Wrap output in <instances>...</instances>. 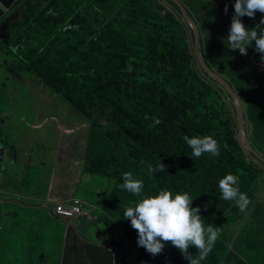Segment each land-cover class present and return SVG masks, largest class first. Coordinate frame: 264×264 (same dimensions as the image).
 I'll list each match as a JSON object with an SVG mask.
<instances>
[{
    "label": "trees",
    "instance_id": "obj_1",
    "mask_svg": "<svg viewBox=\"0 0 264 264\" xmlns=\"http://www.w3.org/2000/svg\"><path fill=\"white\" fill-rule=\"evenodd\" d=\"M74 1L37 0L21 8L20 18L14 23L15 35L0 38V105L10 98L11 85H28L31 89L45 86L90 125L85 173L114 179L116 188L123 183L122 174L131 171L143 181L144 196L160 190L189 193L192 207H200L205 227L219 225L222 230L228 222L243 225L242 241L250 243L253 262L264 264V209L256 199L264 184V163L250 153L251 160L246 161L232 98L200 68L193 43L192 49L188 44V33L192 32L193 38L194 33L183 21L179 7L171 0H128L125 9L106 4L102 12L99 5L84 0L74 5ZM91 1L103 4L105 0ZM190 7L188 15L193 17L194 13L200 20L197 8ZM221 29L225 32L223 25ZM225 39L212 41L201 32L200 51L207 65L208 53L214 58L226 53V43L230 48ZM232 53L216 71L226 80L222 67L234 69L235 78L242 83L236 92L247 99L242 103L245 120L250 121L246 126L248 138L264 156V91L253 89H261L258 85L264 83V62L259 54L246 66L238 50ZM252 66L256 70L254 80L248 76ZM6 114L2 106L0 121ZM145 115L158 117L161 123L151 127L153 121L145 120ZM184 135L213 136L220 144V155L193 157ZM2 144L0 132V157ZM104 153L112 156L100 158ZM160 160L165 169L150 176L148 165L155 167ZM227 174L239 177L240 191L252 201L243 212L234 201L222 199L219 181ZM119 191L115 189L113 195ZM46 192L43 189L39 194L44 196ZM125 194L126 207L136 202L135 195L126 190ZM48 208L51 210V205ZM105 212L95 221L82 219L87 224L94 222L91 225L101 230L113 231L119 217L112 216L109 209ZM123 223L129 225L131 235L138 237L129 220ZM66 231L62 264L147 263L142 259H129L127 263L93 242L90 235L83 239L74 224ZM53 242L60 245L57 239ZM227 247L220 232L201 264H251L248 255ZM163 250V264H189L171 242ZM196 251L194 246L189 248L192 255Z\"/></svg>",
    "mask_w": 264,
    "mask_h": 264
},
{
    "label": "rangeland",
    "instance_id": "obj_2",
    "mask_svg": "<svg viewBox=\"0 0 264 264\" xmlns=\"http://www.w3.org/2000/svg\"><path fill=\"white\" fill-rule=\"evenodd\" d=\"M34 1L37 0H20L18 4L14 5L13 10L25 8V4ZM84 1L92 5H99L98 8L102 12L105 11L106 4L117 10L125 9L128 5L126 3L128 0H105L103 4H99L96 1L93 3L91 0ZM179 1L188 10H192L190 6L194 9L197 8V15L200 16V20L197 19L194 13H192V19L197 20L202 35L208 36L210 40L216 42L223 41L225 36L227 39L231 18L234 14L235 0ZM74 5H77V0L74 1ZM166 5L169 9L173 8L170 4ZM207 5H210V7ZM225 5L228 7L227 14L224 12ZM219 9H221L222 14L220 20L218 19ZM262 17H264V14L257 12L254 19L249 17H242L241 19L247 28H254L259 24ZM222 25L225 27V32L221 29ZM187 26L190 28L188 24ZM187 26L186 30L191 31ZM260 26L264 28V25ZM8 27L9 24H5L0 31H7ZM257 30L259 31V28ZM8 34L15 35L12 25L9 27ZM9 35L0 36V38ZM219 38L220 40H218ZM205 40L206 38L204 37V43ZM192 43L194 46V38L191 32V34L188 33L190 49H192ZM225 45L226 53L224 55L219 54L214 56V58L209 53L207 55L210 65L208 66L215 73H217L216 68L221 66L233 54L227 43ZM259 54L255 51V42H253L252 45H248L247 55H240L246 66H249ZM202 55L206 60L205 54L203 53ZM230 59L227 61L229 64ZM231 63L232 65L234 64L232 61ZM263 64H261L262 67H264ZM238 66L243 69L241 64L238 63ZM222 68H224V77L227 76L226 81L230 83L235 91H238L242 83L238 78H235L234 69L229 71L226 66ZM255 71V67L252 66L248 74L253 80L255 79L253 76ZM30 87L22 84L11 85L10 88L13 89L10 98L5 104L0 105V109L5 106L7 113L5 120L0 121V132L3 134V153L0 157V264H62V243L66 241L68 226L74 224L79 227V225L87 223L84 220L76 224V219L63 221L56 217L53 218V216L51 218L48 206L41 207L39 204L41 199H28L27 197L30 195L35 196L36 193L43 191L55 163L58 166L66 160V163H68V161L71 162L78 158H80V161L77 165L80 166L82 164V168H79L82 176L79 178L78 172L73 177L75 185L78 187L76 196L84 201L86 205L94 207L95 211H101V208L111 210L112 216L118 215L120 221L119 229L115 226L113 231L101 230L96 225L93 226L88 223V226L82 231L83 239L85 236L90 235L91 237L88 238H91L93 242L102 244L109 250L114 251L127 263H129V259L132 261L142 259L144 261L147 260L145 264H163L165 262L164 250L161 254L154 257L147 253L146 250L144 252L143 248L137 245L138 237L131 235L127 229L129 225L123 223L124 221L128 222V220H124L123 215L126 208L123 205V199L127 197L125 190L120 188V186L115 188L114 179H109L107 176H93L85 174V172L84 174L82 173V170L85 169V160L88 155L89 125L76 115L70 105L65 104L62 98L50 92L45 86L35 85L33 87L34 91ZM258 87L261 89L253 88L255 92L264 91L262 89L264 88V83L260 82ZM239 97L246 104V96L239 94ZM75 121L77 126H79L78 128H75ZM247 121L245 120L246 126L248 125ZM248 122L250 124V121ZM80 124L83 126L81 127ZM73 128L76 129L75 133L70 134L69 129ZM85 130H88V133ZM257 153L261 154V151ZM245 154L246 161H250L251 157H249L247 152ZM111 156V153H104L100 158ZM61 179L63 180L62 177ZM58 182H60L59 179ZM62 187L53 190L51 194H57L56 192H60ZM92 189L94 190L93 193L90 191ZM115 189L120 191L114 196ZM135 198H137L136 202L141 199L140 196L136 195ZM256 199L263 205L264 209V184L260 185ZM41 203L43 204V201ZM242 226L228 222V224L223 225L221 233H224L226 244L228 245L227 249L233 250L232 252L235 253L248 255L249 262L256 264L253 262V252L250 248V243L242 241L244 237V233L241 231ZM216 227L221 228L219 225ZM131 236L135 239L131 238ZM55 239L60 242V245L53 242ZM222 253L220 252V254Z\"/></svg>",
    "mask_w": 264,
    "mask_h": 264
},
{
    "label": "clouds",
    "instance_id": "obj_3",
    "mask_svg": "<svg viewBox=\"0 0 264 264\" xmlns=\"http://www.w3.org/2000/svg\"><path fill=\"white\" fill-rule=\"evenodd\" d=\"M224 12L225 14L228 12L227 5H225ZM257 12L264 14V0H235L234 14L226 40L230 45L229 49L238 50L241 55L245 56L248 45L255 42V51L261 54V62H264V28L260 26L264 25V17L254 28H247L241 19L242 17L254 19ZM195 21L197 23V20ZM144 119L153 121L151 127L161 123L158 117L145 115ZM183 140L192 149L193 157L199 158L205 153L214 157L220 155V144L211 135H196L191 138L184 135ZM261 156L264 158L263 155ZM165 167L161 160L155 167L149 164L148 174L151 176L155 172L163 171ZM122 180L120 188L141 197L138 202H129V206L123 213L124 220H129L131 227L137 232L139 247H143L147 253L154 257L162 253L167 242H171L172 246L181 252L182 257L189 264H201L207 258L219 238L221 228L214 227L212 224L205 227L203 218L199 215L200 207H192L193 199L189 193L173 194L168 190H160L157 194L144 196L142 195L143 181L136 178L131 171L124 172ZM219 189L222 199L234 201L235 206L241 212L245 211L252 203L247 194L240 191L239 177L236 175L227 174L224 176L219 181ZM193 246L197 250L195 255L189 252V248ZM113 253L115 252L113 251Z\"/></svg>",
    "mask_w": 264,
    "mask_h": 264
},
{
    "label": "crops",
    "instance_id": "obj_4",
    "mask_svg": "<svg viewBox=\"0 0 264 264\" xmlns=\"http://www.w3.org/2000/svg\"><path fill=\"white\" fill-rule=\"evenodd\" d=\"M14 15L16 16L17 14L14 13ZM1 23L4 24L5 19H4V21L2 20ZM74 123H75V128H78L79 126H77L76 121ZM80 126L82 127L83 125L80 124ZM69 130H70V134H71V133H75L76 129L73 128V129H69ZM85 131H87V133H88V130H85ZM85 131H83V132H85ZM89 133H90V125H89ZM79 142L82 143L81 140H79ZM85 145H86V141H85ZM79 161H80V158L74 159L71 162L68 161V163H66L67 162V160H66L65 162L60 163L58 166L55 163V166L52 167V172L50 174V177L48 178L46 186L44 187V190H47L46 194H44V196H43V195H40L39 193H36L35 196L30 195L27 198L28 199H33V198L41 199V200H39L40 201L39 204L41 205V207L51 205L52 209L50 210V208H49L48 211L51 214V216L56 217L54 212H53V207H54V205H56V202L57 203H59V202L68 203V202L72 201L75 197H77L76 193L78 192V187L75 185L73 177H74V175L76 176V174L80 171L79 168H82V164L80 166L77 165V163ZM82 173L84 174V170H82ZM85 174H87V173H85ZM60 176L63 178L64 183H63V180L61 179ZM80 176H82V174L79 172V178H80ZM58 179L60 180V182H58ZM60 187H62V190L60 192H56L57 194H51V192L53 190L59 189ZM90 191H92V193L94 192L93 189ZM42 201H43V204L41 203ZM84 204H85V202H84ZM123 205H124V207H126L124 202H123ZM86 206H88V205H86ZM88 207H90V206H88ZM101 213L106 214L104 208H101V211H95L94 212L95 219L92 221H95L98 218H100L102 215ZM56 218L58 219V217H56ZM75 219H76L75 220L76 224H78V222L83 220L80 217L75 218ZM92 223H94V222H92ZM92 223H90V224H92ZM86 226H88V224H81V225H79V227L78 226H76V227L78 228V230L82 234V231ZM117 229H119L118 226H117ZM85 237H87V236H85Z\"/></svg>",
    "mask_w": 264,
    "mask_h": 264
},
{
    "label": "water",
    "instance_id": "obj_5",
    "mask_svg": "<svg viewBox=\"0 0 264 264\" xmlns=\"http://www.w3.org/2000/svg\"><path fill=\"white\" fill-rule=\"evenodd\" d=\"M19 1L20 0H0V19L6 16L14 8V5L19 3ZM171 1H173L179 7L183 17V21H185L190 26L191 30H193L194 32V49L199 65L210 76V78L213 81H215L218 85H220L222 88H224L225 91L232 98V104L236 110V116L238 120L239 139L242 142L243 148L245 149L246 152L252 154L253 156H255L264 163V158L257 153V151L252 147L249 141L246 125H245V119H244V115H245L244 107L239 95L236 93V91L233 90L232 86L224 78H222V76L215 73L207 65L199 47L200 39H201L200 29L196 21L188 15L185 5L179 0H171ZM3 28L4 25H1L0 30H2ZM4 38H9V36Z\"/></svg>",
    "mask_w": 264,
    "mask_h": 264
},
{
    "label": "built area",
    "instance_id": "obj_6",
    "mask_svg": "<svg viewBox=\"0 0 264 264\" xmlns=\"http://www.w3.org/2000/svg\"><path fill=\"white\" fill-rule=\"evenodd\" d=\"M94 210V207L86 206L84 202L77 197L68 203H56L53 207L54 214L63 221H69L78 217L92 221L95 219Z\"/></svg>",
    "mask_w": 264,
    "mask_h": 264
},
{
    "label": "flooded vegetation",
    "instance_id": "obj_7",
    "mask_svg": "<svg viewBox=\"0 0 264 264\" xmlns=\"http://www.w3.org/2000/svg\"><path fill=\"white\" fill-rule=\"evenodd\" d=\"M21 10V9H20ZM20 10H11L6 16H4L3 18L0 19V26L1 25H4V24H9V27L12 25L14 27V23L18 17V14L20 12ZM14 13H16L17 15L15 16ZM5 19V23L2 24L1 21L3 20L4 21ZM9 27H8V30H9ZM8 30H3V31H0V36H5V35H9L8 34ZM14 34L12 35H9V38L12 37Z\"/></svg>",
    "mask_w": 264,
    "mask_h": 264
},
{
    "label": "bare ground",
    "instance_id": "obj_8",
    "mask_svg": "<svg viewBox=\"0 0 264 264\" xmlns=\"http://www.w3.org/2000/svg\"><path fill=\"white\" fill-rule=\"evenodd\" d=\"M248 153V152H247Z\"/></svg>",
    "mask_w": 264,
    "mask_h": 264
}]
</instances>
